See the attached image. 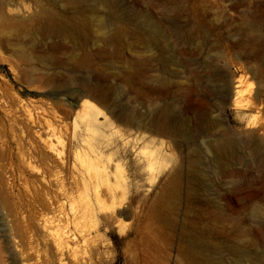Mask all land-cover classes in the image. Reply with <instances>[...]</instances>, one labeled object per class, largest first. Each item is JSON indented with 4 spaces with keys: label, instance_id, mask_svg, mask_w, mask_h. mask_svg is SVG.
I'll use <instances>...</instances> for the list:
<instances>
[{
    "label": "rangeland",
    "instance_id": "1",
    "mask_svg": "<svg viewBox=\"0 0 264 264\" xmlns=\"http://www.w3.org/2000/svg\"><path fill=\"white\" fill-rule=\"evenodd\" d=\"M33 1L25 0L23 4L26 5L21 2L18 5L23 11L21 16L31 19L30 26L35 24L38 11ZM75 1L85 2L86 15L90 7H95L97 20L121 16L124 22L134 27L139 21L156 23L165 36L162 47L167 62L162 67L157 61L158 51L145 46L134 33L123 32L111 37V28L106 33L102 32L96 27V22L94 30L85 38L71 39L57 35L2 38L0 93L7 96L11 104L14 102V106L22 99L32 111H39L41 103L48 100L54 108L56 105V112L62 114L69 109V106L66 109L62 96H72L70 79L74 78L97 82L105 92L107 102L115 109L144 111L143 94L148 89H158V103L169 105L176 117L183 116L187 120L186 106L191 86L188 70L194 63L207 60L208 42L213 43L215 51L224 58L219 64L226 66L228 74L240 76L244 95L253 92L259 84H263L264 89L262 62L257 63V74L240 70L237 62L243 50L241 43H256L264 47V0H104L108 1L106 10L96 6L98 0ZM75 8L74 5H67L60 12L69 16ZM171 30H176L178 35L175 36ZM10 62L15 65L18 75L12 72ZM42 70L48 73L49 81H34ZM199 70L202 71L201 68ZM207 84L214 92L219 86L212 75ZM262 98L259 112L253 115L256 125L264 121V93ZM82 99L99 106L91 110L97 124L113 125L114 129L106 127L90 133L88 140L111 142L112 139V142L119 143L106 154L114 152L113 158L121 162L130 184L127 197L132 199L131 207L120 209L122 214L119 216L110 206L97 210L98 222L93 234L96 233L95 243L100 254L95 264H187L186 257L181 253L187 247L185 238L191 235L200 236L206 244L207 254L211 258L220 257L224 264H237L235 260L239 258V254L234 255L227 250L228 246L244 250L255 264H264V167L246 171L244 182L241 181L243 177L230 179L212 175L209 185L194 197L189 193L187 181L182 178L177 195L169 197L163 185L171 172L161 168L160 164L156 165L157 170L147 167L144 153H148V148L140 142L135 144L139 133L122 125L108 112V106L97 103L92 97L80 96L76 105ZM59 104L63 105L61 109ZM240 117L228 109L230 125L242 135L245 120ZM5 119V113L0 108V123L5 122L2 124L4 128L0 124V145H9L7 141L11 137ZM77 121H83L81 116L77 117ZM144 134L148 136V133ZM182 143L183 138L180 137L170 141L173 158L167 163L168 168L185 171L187 157ZM85 146L87 144L83 143L81 147L86 149ZM82 148L81 152H84ZM126 149L127 152H123ZM15 155L14 152L0 160V199L7 202L0 203L1 223L17 196L23 198L29 189L23 187L18 179L20 164ZM238 181L240 183H234ZM123 202L126 204L127 200ZM255 210L261 214L254 215ZM125 213L129 216L126 217ZM161 214L170 218L169 225L160 220ZM138 218L140 229L135 233L134 221ZM1 223L0 246L4 253L2 259H6L7 264L13 255V248L7 239H3ZM41 252L35 256L34 262L39 263L45 254L50 255L49 252Z\"/></svg>",
    "mask_w": 264,
    "mask_h": 264
},
{
    "label": "bare ground",
    "instance_id": "2",
    "mask_svg": "<svg viewBox=\"0 0 264 264\" xmlns=\"http://www.w3.org/2000/svg\"><path fill=\"white\" fill-rule=\"evenodd\" d=\"M24 1L0 0V48L2 38H33L35 35L85 38L94 30L96 22V27L102 32L106 33L110 27L111 37L123 32L134 33L145 46L158 51L157 61L162 67L167 62L162 47L165 36L154 22L139 21L134 27L124 22L121 16L97 20L95 7H90L86 15L85 2L82 1L34 0L38 11L35 24L30 26L31 19L21 16L23 11L18 7ZM67 5L76 8L71 15L64 16L60 11ZM96 6L105 9L108 1L98 0ZM171 32L178 35L176 30ZM208 43L207 60L194 63L188 70L191 86L186 106L187 120L183 116L176 117L169 105L158 103V89H148L143 94V112L115 109L107 102L106 94L98 83L86 79H70L72 96H62L66 109L69 106L62 114L56 112V105L54 108L51 101L42 102L39 111H32L22 99L14 106V102L11 104L7 96L0 93V108L11 130L10 140L7 141L9 145H0V160L15 152L20 164L18 179L24 184L23 187H29L25 196L22 194L23 198L19 195L13 199V203L10 202L11 209L7 210V216L10 217H4L2 223L0 221L3 239H7L13 248V255L11 258L8 255L10 260L7 264H95L100 254L95 243L96 233L93 234L98 222L97 210L110 206L119 216L122 214L120 209L131 207L132 199L127 197L130 184L122 164L114 159V152L106 154L107 150H112L119 143L112 142V139L111 142L88 140L90 133L114 127L111 123H96V116L91 110L99 108L97 104H88L82 99L76 105L80 96L92 97L97 103L108 106V112L122 125L139 133L135 137V144L140 142L148 148V153H144L147 167L157 170L156 165L160 164L161 168L171 172L163 185L169 197L177 195L182 178L187 181L189 193L194 197L198 191H203L204 186L209 185L212 175L230 179L243 177L241 181L244 182L246 171L264 167V121L256 125L253 116L254 112H259L263 102V84L244 95L240 76L228 74L226 66L219 64L224 58L215 51L213 43ZM240 45L243 50L238 57V68L257 74V63L261 61L264 65V47L256 43ZM11 64L14 73L16 68ZM16 73L17 70L14 74L18 75ZM47 74L42 70L40 75L37 74L38 77H34V81L48 82ZM211 75L219 82L216 92L207 84ZM228 109L245 120L242 135L230 125ZM78 116L83 121H77ZM144 133H148V136ZM177 137L183 138L182 146L187 157L185 171L167 167L173 158L170 141ZM83 143L87 144L86 149L81 147ZM81 148L85 150L83 153ZM123 152H127V149ZM123 200H127L126 204ZM3 202L7 203L0 199V203ZM255 214L259 216L261 212L255 210ZM125 216L129 214L125 213ZM133 216L135 219L136 215ZM160 217L162 222L169 225L170 218L167 215L161 214ZM136 220L135 233L140 229V218ZM185 241L187 247L181 254L186 257L187 264H224L220 257L211 258L207 254L206 244L200 236H187ZM1 248L0 264H6V259H2L4 253ZM227 250L234 255L239 254L238 260H235L237 264H255L244 250L231 246ZM41 251H44L43 254L49 252L50 255L45 254L39 263L34 262L35 256Z\"/></svg>",
    "mask_w": 264,
    "mask_h": 264
}]
</instances>
